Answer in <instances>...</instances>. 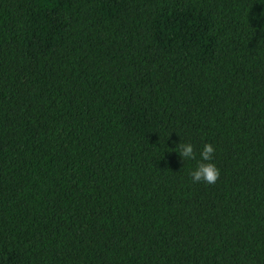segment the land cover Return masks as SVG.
<instances>
[{
	"label": "trees",
	"instance_id": "obj_1",
	"mask_svg": "<svg viewBox=\"0 0 264 264\" xmlns=\"http://www.w3.org/2000/svg\"><path fill=\"white\" fill-rule=\"evenodd\" d=\"M0 264H264V0H0Z\"/></svg>",
	"mask_w": 264,
	"mask_h": 264
},
{
	"label": "clouds",
	"instance_id": "obj_2",
	"mask_svg": "<svg viewBox=\"0 0 264 264\" xmlns=\"http://www.w3.org/2000/svg\"><path fill=\"white\" fill-rule=\"evenodd\" d=\"M172 150L178 153L183 164L186 161H195L194 166L188 171V176L193 184L202 182L210 185L217 181L219 169L213 162L215 148L212 144L207 142L203 143L199 150L198 157L192 143L187 141L183 143L179 141Z\"/></svg>",
	"mask_w": 264,
	"mask_h": 264
}]
</instances>
